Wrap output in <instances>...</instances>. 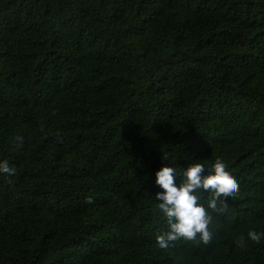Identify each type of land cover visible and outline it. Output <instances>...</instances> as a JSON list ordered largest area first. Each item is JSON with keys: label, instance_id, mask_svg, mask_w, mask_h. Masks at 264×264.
Wrapping results in <instances>:
<instances>
[{"label": "trees", "instance_id": "obj_1", "mask_svg": "<svg viewBox=\"0 0 264 264\" xmlns=\"http://www.w3.org/2000/svg\"><path fill=\"white\" fill-rule=\"evenodd\" d=\"M216 158L212 238L160 248L156 169ZM0 159V264H264V0H0Z\"/></svg>", "mask_w": 264, "mask_h": 264}, {"label": "clouds", "instance_id": "obj_2", "mask_svg": "<svg viewBox=\"0 0 264 264\" xmlns=\"http://www.w3.org/2000/svg\"><path fill=\"white\" fill-rule=\"evenodd\" d=\"M161 158L169 159L165 153ZM208 169L205 171V165L201 162L189 163L183 169L180 182L176 177L181 173L169 162L156 169L154 183L158 190L154 197L158 201L159 213L167 224V230L155 236L160 248H166L170 242L181 238L199 239L207 243L212 238L209 225L213 222V214L228 212L229 199L235 198L240 184L220 158L209 164ZM15 171V167L6 159H0V176L11 177ZM247 239L259 243L264 239V231L249 229ZM237 243L243 246L244 237H239Z\"/></svg>", "mask_w": 264, "mask_h": 264}]
</instances>
